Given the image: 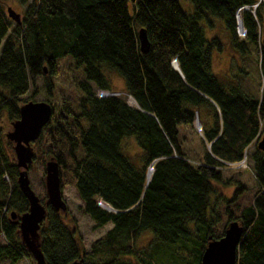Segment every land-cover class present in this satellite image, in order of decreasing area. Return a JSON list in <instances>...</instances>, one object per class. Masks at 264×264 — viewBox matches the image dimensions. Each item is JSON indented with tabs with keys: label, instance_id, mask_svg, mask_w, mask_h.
Returning a JSON list of instances; mask_svg holds the SVG:
<instances>
[{
	"label": "trees",
	"instance_id": "1",
	"mask_svg": "<svg viewBox=\"0 0 264 264\" xmlns=\"http://www.w3.org/2000/svg\"><path fill=\"white\" fill-rule=\"evenodd\" d=\"M17 1L25 5L20 23L0 0V117L5 111L14 122L25 102L21 96L45 75V100L53 112L32 146L57 162L61 189L75 188L81 211L95 226L112 223L92 243L96 258L90 262L60 212L45 205L38 233L46 264L79 258L84 264H152L167 248L171 264H200L208 237H221L235 220L244 227L236 264H264V150L255 146L249 155L253 190L223 175L230 163L246 157L253 140L258 142L264 88L260 96L248 95L240 77L246 78L249 68L235 59L233 79L218 78L212 55L223 42L205 34L220 20L232 51L246 62L253 58L264 79V0H188L191 11L179 0ZM238 13L244 35L237 31ZM139 27L148 38L146 53L139 49ZM64 54L71 55L75 68L83 67L76 106L67 97L58 104L50 101ZM174 59L180 70L173 67ZM104 68L120 73L126 95H98L109 90ZM127 96L137 106L128 104ZM196 113L203 146L198 160L182 144ZM180 127L185 128L180 132ZM132 136L141 150L138 159L121 147L122 139ZM2 139L0 127V264L30 255L17 222L29 205L16 181L19 168ZM213 182H235L231 197L218 193ZM147 231L154 247L139 252L136 239Z\"/></svg>",
	"mask_w": 264,
	"mask_h": 264
},
{
	"label": "rangeland",
	"instance_id": "2",
	"mask_svg": "<svg viewBox=\"0 0 264 264\" xmlns=\"http://www.w3.org/2000/svg\"><path fill=\"white\" fill-rule=\"evenodd\" d=\"M4 7L10 6L15 12L20 13V17L24 15L25 5L21 4L17 0H4ZM180 4H182L183 8L187 11H191L192 4L189 3L188 0H179ZM205 25V23H203ZM214 28L208 29L205 28V34L207 35H218L222 40L223 48L221 51H215L212 55V69L213 73L217 75L223 82H227L228 80H232V73L238 72V70L233 67L232 60L235 59L245 68H249V73L246 78L240 77L243 87L245 88L248 95L251 96H260L262 87L264 88L263 81L264 79L260 76L259 70H257V66H255V61L251 58L246 65V60L235 54L230 45H228V39L226 32L223 28V24H221L220 20H214L213 22ZM73 58L69 54H64L58 58L59 71L56 73L54 78V92L53 97L50 98V101L53 104H58L62 97H67L72 105L76 106L79 100V97L82 96V91L79 86L76 84L78 80L84 78L83 67H74ZM104 72L109 76V90L119 92L123 95L125 90V82L123 77L110 69H105ZM241 75L242 72H240ZM45 75H40L36 77L33 84L29 85V89L26 93H24L21 98L23 101L28 100H45L48 97L45 95V91L43 89ZM1 89V88H0ZM109 91L108 89H106ZM99 91V90H98ZM98 93V92H97ZM129 98V96H128ZM129 103V100L127 99ZM12 123L8 117L7 113L3 111L2 116L0 117V127L2 131L3 142H5V150L11 153L14 157L13 145L14 143L9 141L5 134L8 130L12 129ZM185 127H180V132ZM263 128V124L262 127ZM186 137L182 139V144L184 150L190 157L194 160H198V157L201 155L203 150L202 143L199 141V136L201 135L198 129L195 127L193 129L186 128L185 131ZM264 133V129L262 131ZM261 132V134H262ZM261 136V135H260ZM261 137H258V140ZM256 140H253L251 145L247 149V154L245 159H243L240 163L230 164V167L225 169L223 175L224 178H234L239 179L241 183L248 186L251 190L255 188V178L252 169V163L250 161L249 155L254 150L256 146ZM121 147L125 154L128 156L138 159L139 154L141 152L139 146H137L134 137H124L121 142ZM33 150L35 151V155L30 161L27 173L29 178V183L31 188L35 192V194L39 195L40 200L43 202L47 201V193L45 191V163L48 159V156L45 154L42 147L33 146ZM247 158V159H246ZM15 160V159H14ZM213 185L216 187L218 193H222V195L226 197H231L232 191L235 188V182L229 183L228 185L217 184L213 182ZM62 197L67 203V209L65 211H61L62 221L69 227L70 230H73V234L77 239L78 246H80L81 251L83 252V256H85L88 261L94 262L96 256L92 253V243L100 237H102L107 230L112 227V223L107 222L104 226L97 227L92 219L85 213H83L80 209V206L83 202L76 192L75 188L72 185H64L61 190ZM151 233L150 232H142L136 239V245L139 247V252L144 251L148 245H152L150 242ZM154 247V244H153ZM164 248V246L162 245ZM172 248V245H170ZM169 247V248H170ZM164 252V249L162 250ZM169 249L162 253V257L157 255L154 259H152V264H171L170 260L166 255L169 254ZM129 260H135L134 256H130ZM1 264H35V258L32 257L31 253L29 256L22 257L18 262L12 263L8 260H3ZM138 264H142L138 262ZM184 264H195V262L191 260H185ZM197 264V263H196Z\"/></svg>",
	"mask_w": 264,
	"mask_h": 264
},
{
	"label": "water",
	"instance_id": "3",
	"mask_svg": "<svg viewBox=\"0 0 264 264\" xmlns=\"http://www.w3.org/2000/svg\"><path fill=\"white\" fill-rule=\"evenodd\" d=\"M6 12L8 16L15 22L20 23V13L15 12L10 6L7 7ZM237 31L243 35L244 27L241 23L240 14H237ZM264 43V27H263ZM137 39L139 40V49L141 52L146 53L148 51V38L146 37L145 28L139 27L137 31ZM173 67L178 69L177 60L172 61ZM45 69V68H44ZM180 70V69H178ZM264 85V81H263ZM100 96L120 95L116 91L101 90ZM128 97L126 98V100ZM128 103V102H127ZM129 104V103H128ZM134 105V104H130ZM137 106V103L135 104ZM53 107L48 101L44 100H28L23 102L19 107V117L12 123V129L8 130L5 134L6 138L13 142V152L15 163L17 164L19 171L17 176V184L22 194L27 198L28 210L20 214L18 222V233L22 242L35 258V264H46L44 255L39 247V228L40 222L45 217V205L51 204L53 208L58 211H65L67 209V203L62 197L61 182L59 181V171L57 162L53 157H48L45 163V191L47 193V201L42 202L39 195L35 194L29 183L27 168L35 155L32 142L36 141V138L41 132V127L44 126L51 118ZM198 115L196 113L194 119V126H200ZM256 147L259 150H264V133L261 134V138L256 143ZM153 167H149L147 171V178L150 179ZM102 207L107 210H113L108 204H101ZM12 218H15L13 212L10 214ZM244 232L242 223L235 220L226 226L223 235L219 238L208 237V242L202 250L200 257V264H236L238 245L241 241V237ZM68 264H84L83 259H74V261Z\"/></svg>",
	"mask_w": 264,
	"mask_h": 264
},
{
	"label": "bare ground",
	"instance_id": "4",
	"mask_svg": "<svg viewBox=\"0 0 264 264\" xmlns=\"http://www.w3.org/2000/svg\"><path fill=\"white\" fill-rule=\"evenodd\" d=\"M128 100H129V104H134V105L136 104V103H135V101H134V100H132V98H131V97H129V98H128Z\"/></svg>",
	"mask_w": 264,
	"mask_h": 264
},
{
	"label": "built area",
	"instance_id": "5",
	"mask_svg": "<svg viewBox=\"0 0 264 264\" xmlns=\"http://www.w3.org/2000/svg\"><path fill=\"white\" fill-rule=\"evenodd\" d=\"M243 159H245V158H243ZM243 159H242V160H243ZM242 160H241V161H242ZM241 161H239V162H236V163H240ZM236 163H235V164H236ZM230 164H232V163H230ZM100 203H101V202H99V204H100Z\"/></svg>",
	"mask_w": 264,
	"mask_h": 264
}]
</instances>
